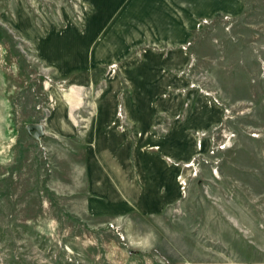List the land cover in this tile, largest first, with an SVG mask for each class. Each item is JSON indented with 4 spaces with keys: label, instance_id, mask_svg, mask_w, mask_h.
Here are the masks:
<instances>
[{
    "label": "rangeland",
    "instance_id": "374dc122",
    "mask_svg": "<svg viewBox=\"0 0 264 264\" xmlns=\"http://www.w3.org/2000/svg\"><path fill=\"white\" fill-rule=\"evenodd\" d=\"M228 1L185 35L128 55L183 58L151 83L177 121L208 108L207 125L177 130V149L195 146L172 160L177 199L154 214L93 217L84 135L104 84L71 82L46 60L62 36L87 33L90 0H0V264H264V0ZM107 71L119 74L120 63ZM63 99L76 138L46 128ZM34 123L44 135L28 130Z\"/></svg>",
    "mask_w": 264,
    "mask_h": 264
},
{
    "label": "crops",
    "instance_id": "0c3cea01",
    "mask_svg": "<svg viewBox=\"0 0 264 264\" xmlns=\"http://www.w3.org/2000/svg\"><path fill=\"white\" fill-rule=\"evenodd\" d=\"M226 2L220 6L216 0H90L87 33L79 35L78 41L62 36L64 41L55 46L58 55L46 57L59 66L62 76L71 74L67 78L71 82L77 83L82 77L80 81L87 80L95 90L104 84L97 90L84 135L89 215L108 217L131 211L154 214L177 199L178 169L172 160L187 158L195 147L182 141L179 144L183 148L177 149V130L207 125L208 108L199 116L190 109L183 121H177L169 107L156 104L162 96L151 83L155 78L165 79L163 75L169 70L164 67L183 64V58L177 62L171 54L128 55L145 40L169 42L177 30L185 35L199 17L227 6ZM176 7L189 20L182 14L183 19L177 16ZM73 32L81 34L76 29ZM114 62L120 63L119 74L106 72V66ZM65 101H57L46 128L60 138H76L80 126L72 117L75 109ZM212 108L216 115L221 113L218 105ZM119 112L123 117L119 118ZM164 124L166 131L161 128Z\"/></svg>",
    "mask_w": 264,
    "mask_h": 264
},
{
    "label": "water",
    "instance_id": "95a60500",
    "mask_svg": "<svg viewBox=\"0 0 264 264\" xmlns=\"http://www.w3.org/2000/svg\"><path fill=\"white\" fill-rule=\"evenodd\" d=\"M33 129L37 132L38 136L44 135V126L42 124H37V123L30 124L28 126V130L33 131Z\"/></svg>",
    "mask_w": 264,
    "mask_h": 264
}]
</instances>
